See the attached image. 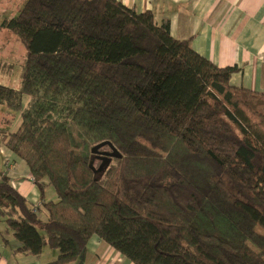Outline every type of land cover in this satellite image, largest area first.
Returning a JSON list of instances; mask_svg holds the SVG:
<instances>
[{
	"label": "trees",
	"instance_id": "1",
	"mask_svg": "<svg viewBox=\"0 0 264 264\" xmlns=\"http://www.w3.org/2000/svg\"><path fill=\"white\" fill-rule=\"evenodd\" d=\"M0 27L27 50L2 138L47 217L0 171L15 253L72 264L96 235L133 264H264V93L230 84L237 65L119 0H25Z\"/></svg>",
	"mask_w": 264,
	"mask_h": 264
},
{
	"label": "crops",
	"instance_id": "2",
	"mask_svg": "<svg viewBox=\"0 0 264 264\" xmlns=\"http://www.w3.org/2000/svg\"><path fill=\"white\" fill-rule=\"evenodd\" d=\"M119 1L138 11L150 10L158 24L168 25L173 37L191 38L192 48L214 64L237 65L240 70L230 76L231 85L264 93V0ZM0 32L11 31L0 27ZM7 113L0 105V171L6 173L13 188L39 207L40 213L46 214L27 163L16 157L2 138L3 132L13 131L19 125L18 120L11 125L6 120L10 128H5L3 118ZM45 200H56L50 186L45 188ZM16 246V240L11 232L5 231L4 219L0 217V264H45L57 255L56 249L47 246L39 255L15 253ZM72 264L133 263L93 235Z\"/></svg>",
	"mask_w": 264,
	"mask_h": 264
},
{
	"label": "rangeland",
	"instance_id": "3",
	"mask_svg": "<svg viewBox=\"0 0 264 264\" xmlns=\"http://www.w3.org/2000/svg\"><path fill=\"white\" fill-rule=\"evenodd\" d=\"M25 0H0V22L5 18L16 16ZM26 47L20 42L18 37L12 32H0V84L17 88L21 84L22 69L26 58ZM27 96L22 97V108L26 106ZM8 111L3 118V126L9 125L15 120L20 122L18 113L11 114L4 104H0ZM7 121L11 123L8 125ZM12 128V127H11ZM41 223L47 220L46 214L38 213ZM42 217V218H41ZM42 236L44 231L38 227Z\"/></svg>",
	"mask_w": 264,
	"mask_h": 264
},
{
	"label": "water",
	"instance_id": "4",
	"mask_svg": "<svg viewBox=\"0 0 264 264\" xmlns=\"http://www.w3.org/2000/svg\"><path fill=\"white\" fill-rule=\"evenodd\" d=\"M104 145H108L111 149V152L109 153L110 156H116V157H121V154L117 151V149L112 145L111 142L109 141H103L97 145H95L93 148H92V151L95 152L99 147L101 146H104ZM104 164V161L102 162V164L98 167V170L101 169V167L103 166Z\"/></svg>",
	"mask_w": 264,
	"mask_h": 264
},
{
	"label": "built area",
	"instance_id": "5",
	"mask_svg": "<svg viewBox=\"0 0 264 264\" xmlns=\"http://www.w3.org/2000/svg\"><path fill=\"white\" fill-rule=\"evenodd\" d=\"M32 180L34 181L33 177L31 176ZM35 208V207H34Z\"/></svg>",
	"mask_w": 264,
	"mask_h": 264
}]
</instances>
